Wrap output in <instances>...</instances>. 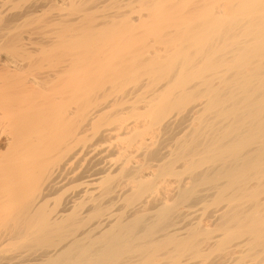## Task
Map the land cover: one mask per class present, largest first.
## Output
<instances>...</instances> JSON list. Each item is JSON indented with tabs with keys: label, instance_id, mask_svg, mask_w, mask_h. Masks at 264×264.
I'll return each instance as SVG.
<instances>
[{
	"label": "bare ground",
	"instance_id": "obj_1",
	"mask_svg": "<svg viewBox=\"0 0 264 264\" xmlns=\"http://www.w3.org/2000/svg\"><path fill=\"white\" fill-rule=\"evenodd\" d=\"M125 1L176 32L164 81L82 109L112 19L35 48L0 0V264H264V0Z\"/></svg>",
	"mask_w": 264,
	"mask_h": 264
},
{
	"label": "rangeland",
	"instance_id": "obj_2",
	"mask_svg": "<svg viewBox=\"0 0 264 264\" xmlns=\"http://www.w3.org/2000/svg\"><path fill=\"white\" fill-rule=\"evenodd\" d=\"M72 0H14L12 11L15 12L17 22V32L23 34L30 33L33 38V47L50 44L56 41V32L63 23L96 26L106 20L114 22L111 35L100 45V50L96 51L97 58H101L109 52V48L114 53L113 60L107 62L102 69L104 73L115 72L117 78L111 80H85V70L83 65L79 67L82 81V94L86 97L82 104V109L95 106L106 99L122 95L127 91H134L143 82L145 88L141 92H150L161 86L164 80L154 79L146 73L147 62L153 56L164 57L166 52L176 44L174 41L175 31L168 27V20L151 19L138 12L137 5L129 4L125 0H90L86 3L85 10L77 14L68 12L69 3ZM74 1V0H73ZM62 8V12L57 14L56 8ZM43 37V38H41ZM81 65V64H80ZM149 69V68H148ZM123 73V75H121ZM76 124H71V131ZM63 131V130H62ZM59 131L58 137L69 138L67 131ZM91 130L86 134H90ZM60 134V135H59ZM4 139L0 136V155L4 152ZM41 148H37L40 152ZM2 158V157H1ZM0 158V167L2 159ZM202 204H196L195 217L200 218L202 223L210 226L216 218L213 209H203ZM203 210V211H202ZM241 238L239 240H242ZM237 240L228 244L226 249L234 246ZM217 252L213 256H219ZM211 256V257H213ZM249 260L237 261L231 264H248ZM182 262H191L188 258H183Z\"/></svg>",
	"mask_w": 264,
	"mask_h": 264
}]
</instances>
